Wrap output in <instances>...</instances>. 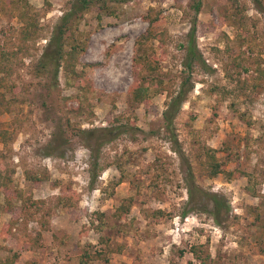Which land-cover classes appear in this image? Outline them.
Here are the masks:
<instances>
[{
    "label": "rangeland",
    "instance_id": "1",
    "mask_svg": "<svg viewBox=\"0 0 264 264\" xmlns=\"http://www.w3.org/2000/svg\"><path fill=\"white\" fill-rule=\"evenodd\" d=\"M196 1L129 0L111 4L115 15L91 7L77 24L88 38L74 66L89 86L84 92L66 84L64 68L51 87L52 71L35 67L70 0H0L1 50L23 46L20 33L32 22L38 33L17 56L0 58V68L12 70H0V130L8 131L6 140L0 134V264H78L83 251L89 264H199L194 245L202 264H264V182L255 186V176L264 175V0H198L197 13ZM150 8L159 13L157 37L142 48L161 51L154 75L164 84L149 101L133 104L130 89L146 73L133 62L134 41L148 27ZM194 16L207 68L195 63L188 72ZM188 74L193 88L174 119L172 144L162 113ZM121 123L130 131L102 146L106 166L91 185L90 152L78 131L98 136ZM53 143L58 148L49 155ZM205 147L220 158L232 155L225 166L232 180L208 177L197 158ZM188 165L199 187L228 202L220 224L204 212L180 217ZM121 203L128 207L123 216Z\"/></svg>",
    "mask_w": 264,
    "mask_h": 264
},
{
    "label": "trees",
    "instance_id": "2",
    "mask_svg": "<svg viewBox=\"0 0 264 264\" xmlns=\"http://www.w3.org/2000/svg\"><path fill=\"white\" fill-rule=\"evenodd\" d=\"M129 0H70L68 9L63 13L60 17L59 22L53 27V30L49 36L47 44L44 47L43 53L41 54L39 60L37 61L35 67L37 73L45 72L46 70L52 71V75L50 77L52 84L51 87H56L58 85V72L60 67L64 68L65 73V81L67 85L75 86L81 89L84 92L89 90L88 84L84 81L81 72H76L74 66L79 55L85 51L87 47L86 43L88 38L81 39V33L78 31V23L82 18L83 14L91 9L93 6H97L100 11L106 12L110 15H115L113 11V7L111 4L124 2ZM194 11L199 12L200 1H196L192 5ZM101 13H98V18ZM158 11L153 13V9L150 8L146 14L144 15V20L148 23V27L146 31L140 34L134 41L136 46V55L134 57V64L137 66H141L145 69L146 73L144 75H140L137 80H135L134 85L130 89L131 100L133 104L149 101V99L154 96L159 90H162L164 81L154 73L158 70V63L160 58L162 57L161 51H155L150 55L147 54V51H144L143 45L153 40L157 35L152 30V24L158 20ZM196 22L197 18H194L191 21L190 29L187 34V45H186V53L184 56L183 65L189 72L195 63H199L202 67L207 68L204 59L199 53L196 42H195V33H196ZM20 40L24 42L22 44H18L17 51H11L8 53L5 51V48L0 49V58L4 61H8L10 57L17 56L19 51H22V48H25L26 41L34 40L37 36V28L36 23L32 22L31 27L27 28V30L21 31ZM77 35V36H75ZM66 38L71 39L70 46L68 49L65 48ZM163 40L160 39V48L162 47ZM23 54H26L23 51ZM6 64V63H5ZM5 64L0 68V70H6V74H11V69L9 67H4ZM244 86L247 87V81H244ZM14 90V87H12ZM193 88V83L190 81L189 74L181 79L177 91L172 94H168V100L166 102L165 109L162 113L164 129L169 133V140L171 143H178L177 136L174 132V119L179 113L183 102L186 100L187 94ZM131 125L121 123L116 125L113 129L103 128L101 134L95 136L94 129H79L78 134L79 137L84 142L85 146L89 149L90 152V183L93 185L98 170L105 167L106 163H100V150L102 146L112 141V137L114 134H120L124 132H129ZM7 129L0 130V134H2V139L6 140L5 134L7 133ZM58 148L57 143H53L52 146L49 147L48 153L49 155L53 154V150ZM174 151L179 152V149L176 148ZM217 149H213L211 147H205L200 153L198 158L199 166L205 169L208 177L214 178L218 175H223L224 180L230 181L234 176V172L228 171L225 169L226 164L231 160L232 155L230 153H226L225 157L217 156ZM57 156H62L61 153H57ZM234 158L236 160L239 159V155L234 154ZM1 176V175H0ZM247 179L248 186L246 187L248 190H252L250 184L252 182L251 176L246 173L244 175ZM1 178V177H0ZM35 182L39 180L37 177H32ZM186 182V193H187V201L184 205L182 212L180 213V217H186L190 212H204L209 214L217 224H220L222 216L229 212V204L226 201L225 197L221 194L212 191H206L199 187L195 181L193 172L191 171L190 166L188 165V169L186 171V175L184 177ZM255 181H257L256 185L264 182V175L255 176ZM253 196L256 194L251 193ZM58 201L61 202V198H58ZM36 203V202H35ZM34 203V205H36ZM40 206L37 205V209ZM117 212L120 214L119 216H123L128 207L124 206L121 203L117 207ZM157 215H160L161 211H157ZM99 217L102 218L104 215L103 212L96 213ZM103 221H100L99 227L101 226ZM15 222L10 221L4 227V234L10 233V230L7 231ZM12 224V225H11ZM17 238L24 239L23 235H19ZM191 253L198 260L199 264H202L203 258L199 255L201 253V246L194 245L190 249ZM89 252H82L79 254L78 264H89L91 260V255ZM17 257H14V259ZM10 264H13L10 261Z\"/></svg>",
    "mask_w": 264,
    "mask_h": 264
}]
</instances>
